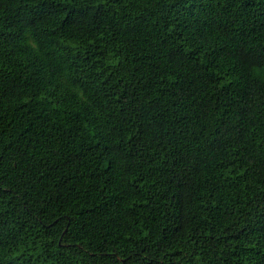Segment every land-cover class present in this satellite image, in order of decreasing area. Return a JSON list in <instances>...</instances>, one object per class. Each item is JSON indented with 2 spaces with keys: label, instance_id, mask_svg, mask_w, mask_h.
<instances>
[{
  "label": "trees",
  "instance_id": "1",
  "mask_svg": "<svg viewBox=\"0 0 264 264\" xmlns=\"http://www.w3.org/2000/svg\"><path fill=\"white\" fill-rule=\"evenodd\" d=\"M0 264H264V0H0Z\"/></svg>",
  "mask_w": 264,
  "mask_h": 264
}]
</instances>
